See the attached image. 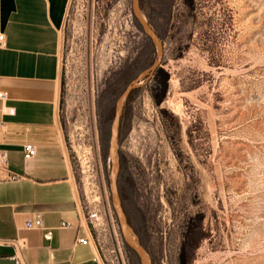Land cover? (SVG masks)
Here are the masks:
<instances>
[{"label": "rangeland", "instance_id": "374dc122", "mask_svg": "<svg viewBox=\"0 0 264 264\" xmlns=\"http://www.w3.org/2000/svg\"><path fill=\"white\" fill-rule=\"evenodd\" d=\"M159 77L123 104L119 191L152 264H264V0H139ZM131 0H70L57 123L104 264H137L110 194L119 92L154 63ZM156 90V92H155Z\"/></svg>", "mask_w": 264, "mask_h": 264}, {"label": "crops", "instance_id": "0c3cea01", "mask_svg": "<svg viewBox=\"0 0 264 264\" xmlns=\"http://www.w3.org/2000/svg\"><path fill=\"white\" fill-rule=\"evenodd\" d=\"M69 1L0 0V92L6 94L0 99V150L7 152L0 167V240L25 239L26 264H104L81 216L57 123L60 29ZM27 141L35 145L28 159ZM34 213L42 229H25ZM84 237L89 245L77 242ZM12 254L11 246L0 245V264H14Z\"/></svg>", "mask_w": 264, "mask_h": 264}, {"label": "water", "instance_id": "95a60500", "mask_svg": "<svg viewBox=\"0 0 264 264\" xmlns=\"http://www.w3.org/2000/svg\"><path fill=\"white\" fill-rule=\"evenodd\" d=\"M131 4H132L131 7L134 18L137 20L138 24L140 25L143 33L151 39V41L155 46L156 57L154 63L142 74V76L145 75V80L143 82H138L137 81L138 79H134L128 85H126V87L123 89L121 94L116 99L114 105V115L110 126V135H109V142L107 149L109 161H110L109 188L111 194L112 207L117 222L120 226L124 243L135 253L140 264H151L150 257L148 256L144 248L141 246L137 235L128 224L126 216L122 209L121 200L118 191V174H119L118 135H119L120 116L122 113V107L124 101L126 100L127 96L132 90L142 88L143 86H145L148 80L152 77L155 69L160 65L162 61V42L160 41L156 33L153 31V29L150 27L148 22L145 20L140 10L138 0H131ZM124 233H128V235L135 242V246L127 242ZM144 253L148 256L147 260L143 256Z\"/></svg>", "mask_w": 264, "mask_h": 264}, {"label": "built area", "instance_id": "2783aa9c", "mask_svg": "<svg viewBox=\"0 0 264 264\" xmlns=\"http://www.w3.org/2000/svg\"><path fill=\"white\" fill-rule=\"evenodd\" d=\"M3 34H0V45L3 44ZM6 97V94L4 92H0V99H4ZM35 154V145L27 141L23 144V156L24 158L28 159L31 158ZM6 158H7V152L5 150H0V167L6 166ZM16 178V176H12V179ZM84 220V219H83ZM100 221V218L96 213H89L87 215V221L84 220L85 224L91 225V227H94V225L98 224ZM62 227H68L69 225L66 223H62ZM24 228L25 229H42V221H41V215L38 213H34L30 216H28L24 220ZM45 238L50 239V233L45 234ZM81 245H89L91 243L89 237H84L81 239H78L77 241ZM0 245H9L13 248V254L10 257V260L14 262V264H26L23 257V252L26 250L27 243L26 240L23 238H17L14 240H0Z\"/></svg>", "mask_w": 264, "mask_h": 264}, {"label": "trees", "instance_id": "16d2710c", "mask_svg": "<svg viewBox=\"0 0 264 264\" xmlns=\"http://www.w3.org/2000/svg\"><path fill=\"white\" fill-rule=\"evenodd\" d=\"M138 3H139V7H140V10H141V5H140V1L138 0ZM141 12H142V10H141ZM133 18H134V16H133ZM134 20H135V23H136V25H137V27L142 31V29H141V27H140V25L138 24V22H137V20L134 18ZM148 24H149V22H148ZM155 33H156V31H154ZM142 33H143V31H142ZM144 34V33H143ZM156 35L158 36V34L156 33ZM144 36H145V39H146V41L150 44V46L152 47V48H154L155 49V46H154V44H153V42L151 41V39L148 37V36H146L145 34H144ZM158 38L160 39V41L162 42V38H160L159 36H158ZM155 54H156V51H155ZM159 72H160V70L158 69V67L155 69V71H154V73H153V75H152V77L153 76H155V77H159ZM126 87V86H125ZM124 87V88H125ZM123 88V89H124ZM123 89L119 92V94L117 95V97H116V99L118 98V96L121 94V92L123 91ZM137 90H139V88L138 89H134V90H132L130 93H129V95L127 96V98H126V100L129 98V97H131ZM155 92H156V90H155ZM125 100V101H126ZM124 101V102H125ZM115 102H116V100H115ZM114 105H115V103H114ZM122 110H123V107H122ZM113 115H114V109H113ZM121 115H122V113H121ZM112 119H113V117H112ZM120 119H121V116H120ZM111 122H112V120H111ZM110 126H111V123H110ZM110 126H109V130H108V142H109V135H110ZM119 126H120V122H119ZM108 142H107V149H108ZM118 191H119V174H118ZM119 196H120V191H119ZM120 200H121V197H120ZM121 205H122V209H123V212H124V214H125V216H126V219H127V222H128V224L130 225V227L133 229V231L135 232V230H134V228L131 226V223L129 222V219H128V217H127V215H126V212H125V210H124V207H123V204H122V201H121ZM125 244V243H124ZM141 244V243H140ZM125 246H126V249H127V251L129 252V254L130 255H132L133 257H134V259L136 260V262H137V264H140L139 263V261H138V258H137V256L135 255V253L125 244ZM141 246L143 247V245L141 244ZM144 248V247H143ZM144 250H145V248H144ZM146 251V250H145ZM175 263L176 264H180V253H179V255H178V258L176 259V261H175ZM151 264H152V261H151Z\"/></svg>", "mask_w": 264, "mask_h": 264}, {"label": "bare ground", "instance_id": "6f19581e", "mask_svg": "<svg viewBox=\"0 0 264 264\" xmlns=\"http://www.w3.org/2000/svg\"><path fill=\"white\" fill-rule=\"evenodd\" d=\"M125 238L127 240L128 243H130L131 245L135 246V242L133 241V239L128 235V233H124ZM144 258L147 260L148 256L144 253L143 254Z\"/></svg>", "mask_w": 264, "mask_h": 264}, {"label": "flooded vegetation", "instance_id": "af4514ba", "mask_svg": "<svg viewBox=\"0 0 264 264\" xmlns=\"http://www.w3.org/2000/svg\"><path fill=\"white\" fill-rule=\"evenodd\" d=\"M150 81V79L148 80V82Z\"/></svg>", "mask_w": 264, "mask_h": 264}]
</instances>
